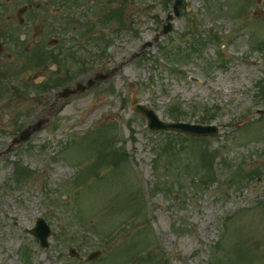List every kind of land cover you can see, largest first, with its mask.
Returning <instances> with one entry per match:
<instances>
[{
    "label": "rangeland",
    "instance_id": "1",
    "mask_svg": "<svg viewBox=\"0 0 264 264\" xmlns=\"http://www.w3.org/2000/svg\"><path fill=\"white\" fill-rule=\"evenodd\" d=\"M181 1L184 13L156 41L173 0H81L64 16L69 0L44 15L41 40L60 42L37 47L61 60H45L39 80L53 71L61 88L115 72L58 101L59 88L22 96L18 70L13 83L0 79V264H79L71 246L84 257L101 251L80 264H264V113L255 111L264 110V0ZM30 27L0 12V35L6 29L7 49L19 45L21 60L42 55L26 49ZM134 96L161 119L171 121L178 104L187 113L178 120L204 117L220 132L150 131ZM39 119L47 121L28 142L10 144ZM38 216L51 224L47 248L29 232Z\"/></svg>",
    "mask_w": 264,
    "mask_h": 264
},
{
    "label": "flooded vegetation",
    "instance_id": "2",
    "mask_svg": "<svg viewBox=\"0 0 264 264\" xmlns=\"http://www.w3.org/2000/svg\"><path fill=\"white\" fill-rule=\"evenodd\" d=\"M14 0H0V12L1 18L4 17L6 22L9 21H17V26H31L26 29L28 32L31 31L30 37V45L26 47V49L39 50L42 49L37 47L38 45H42L43 43L49 42L50 46L59 45L60 39L58 37H53L46 40H41V36L45 34L47 19L45 17L46 13H50L49 16L53 14H58L62 12V7L66 6L69 0H43L31 2L29 0H25V3L18 5L15 9L9 7L10 3H13ZM28 1V2H27ZM60 3L56 5L55 3ZM74 4L71 3L70 7L63 11L64 16L73 15ZM83 11V9H78V13ZM22 13V21L20 22V14ZM54 22V21H53ZM32 23V24H31ZM53 26V24H51ZM63 24V29L68 28V23ZM58 29H60V23L58 24ZM4 29L0 35V79L1 82L8 81L13 83V79L8 78L9 76H14L15 71L18 70L19 80L22 79V89L21 95L26 91L28 95L32 96L33 99L35 96H50V92L59 88L58 83L55 82L54 76H52L53 71L48 73L47 78H43L42 80L38 79V76L44 72L46 67L45 60H61L58 56H54L52 52L47 51V49H42L41 56H29L26 60H21L16 58V55H19L20 47L19 45H13L12 48L7 49L8 46V32ZM24 34V33H23ZM26 36V35H25ZM14 37V36H12ZM8 38V39H7ZM24 41L23 39H21ZM56 53V52H55ZM58 53V52H57ZM52 54L51 57L44 56ZM43 68V70H42ZM57 71L54 70V72ZM43 75V74H42ZM44 76V75H43ZM66 76V75H64ZM15 77V76H14ZM18 78V77H17ZM21 83V82H20ZM57 92V91H56ZM55 92V93H56ZM54 93V95H55Z\"/></svg>",
    "mask_w": 264,
    "mask_h": 264
},
{
    "label": "water",
    "instance_id": "3",
    "mask_svg": "<svg viewBox=\"0 0 264 264\" xmlns=\"http://www.w3.org/2000/svg\"><path fill=\"white\" fill-rule=\"evenodd\" d=\"M178 6H182L181 0H175L173 5L174 15L178 16ZM184 9L182 10V12ZM174 16L170 13H168L166 21L167 23L164 25L162 31L156 36L155 41L159 38L160 35L166 34L169 31L172 30V24L170 23V20L173 19ZM152 43L148 42L143 46V49L147 46H151ZM111 74L102 75L100 73H96L93 78H89L87 82L81 83L77 82L75 85V88H63V90L58 94L59 97H67L70 94L76 93L78 91H84L88 87L92 86L95 81L105 79L106 77H109ZM132 103H134V110L137 113H140L145 116L147 119V125L148 128L151 130H166V131H173V132H179L184 134H191V135H214L218 132V128L215 125H202V124H192V123H186V122H170V121H163L160 120L156 112L145 105L138 104L136 98L134 97L132 100ZM47 120L45 119H39L37 122H35L33 125H29L27 128L22 130L17 137H15L12 141V143H18V142H25L27 141L32 133L35 131L41 129L43 124ZM32 235L35 236V238L40 242V245L42 247H46L48 245L47 238L49 235V227L44 221L43 218H37L36 225L34 228L29 230ZM99 252H93L89 255V259H95L99 256ZM70 255H78L74 249H71Z\"/></svg>",
    "mask_w": 264,
    "mask_h": 264
},
{
    "label": "trees",
    "instance_id": "4",
    "mask_svg": "<svg viewBox=\"0 0 264 264\" xmlns=\"http://www.w3.org/2000/svg\"><path fill=\"white\" fill-rule=\"evenodd\" d=\"M212 11H213V6H212ZM262 89V88H261ZM177 109H179L177 106H172L171 107V109H170V111L173 113L175 110H177ZM169 111V112H170ZM172 113H167L169 116H171V118L172 119H183V116H184V114H187V113H185V111H183V110H181L180 111V113H178V114H172ZM206 117V116H205ZM203 119H204V117H203ZM203 119L202 120H200L199 122H203ZM205 123V122H204ZM168 136H172V135H174V134H167ZM175 149V148H174ZM176 150V149H175ZM174 152H177V151H174ZM179 153V150H178V152L176 153V154H178ZM211 168L213 169V164H211Z\"/></svg>",
    "mask_w": 264,
    "mask_h": 264
}]
</instances>
